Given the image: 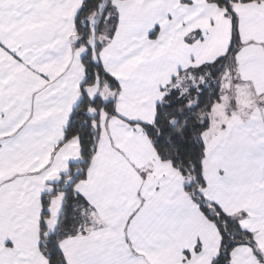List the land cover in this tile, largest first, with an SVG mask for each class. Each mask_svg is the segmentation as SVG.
<instances>
[{
    "label": "crops",
    "instance_id": "obj_1",
    "mask_svg": "<svg viewBox=\"0 0 264 264\" xmlns=\"http://www.w3.org/2000/svg\"><path fill=\"white\" fill-rule=\"evenodd\" d=\"M81 2L0 0V264H46L39 249L42 198L80 162L78 139L64 142V132L82 97L85 49L73 46ZM233 10L236 83L227 66L203 135V195L253 237L254 250L236 247L230 264H264V1ZM230 37L225 11L208 0L104 6L91 44L101 45L98 60L119 84L116 115L101 112L96 152L74 184L92 209V225L60 243L67 264H212L216 227L172 164L159 159L142 125L154 121L159 103L192 104L221 66ZM170 84L177 86L168 96ZM241 84L250 97L226 96ZM102 88L98 96L111 99ZM63 200V192L51 199L50 234Z\"/></svg>",
    "mask_w": 264,
    "mask_h": 264
},
{
    "label": "trees",
    "instance_id": "obj_2",
    "mask_svg": "<svg viewBox=\"0 0 264 264\" xmlns=\"http://www.w3.org/2000/svg\"><path fill=\"white\" fill-rule=\"evenodd\" d=\"M114 0H82L76 14L73 33L75 48H84L82 57L84 81L82 97L73 109L64 132V142L77 138L80 148V162L70 164L67 175L55 184L54 191L42 198L39 221V249L46 264H67L59 249L60 243L73 235L84 233L92 225V209L83 196L74 190V184L85 178L87 167L93 158L99 137V116L101 112L115 116V98L119 93L118 82L103 69L98 55L100 44L92 45L94 22L101 16L107 3ZM118 1V0H117ZM223 9L231 22L229 48L221 66L211 74V80L195 96L192 104L183 100L159 103L156 106L154 121L143 124L142 128L162 161H168L180 174L184 190L202 215L212 223L220 236L217 257L212 264H230L232 251L242 245L255 248L253 237L240 227L239 220L224 214L221 209L209 202L203 195L206 187L203 161L205 158L204 133L210 127V114L213 106L222 98V78L229 59L235 57L239 47L235 4L260 3L264 0H208ZM98 83L113 92L112 98L104 100L100 96L90 99L84 87ZM71 178V182L67 180ZM63 192L64 200L54 233H48L46 220L50 215L52 197ZM254 253L259 256L257 252Z\"/></svg>",
    "mask_w": 264,
    "mask_h": 264
},
{
    "label": "rangeland",
    "instance_id": "obj_3",
    "mask_svg": "<svg viewBox=\"0 0 264 264\" xmlns=\"http://www.w3.org/2000/svg\"><path fill=\"white\" fill-rule=\"evenodd\" d=\"M100 18V17H99ZM98 18V19H99ZM112 23V22H111ZM110 25V24H109ZM98 29H100V28H98ZM233 58H231V59H229V62H228V67H229V69L232 67V64H233ZM209 66H211L212 65V62H210L209 64H208ZM209 69H211V70H213V69H217L215 66H212V67H208ZM230 76L232 77V80L236 83V81H235V78H234V75L236 74V73H234L233 72V70L232 69H230ZM193 80H194V78H193ZM186 84H189L190 85V82L189 81H187V83ZM174 86H177V84H170L169 86H167L166 88H165V92H168V96H170L171 95V88L172 87H174ZM236 87H237V85H236ZM244 87V84H241V88H239V89H237V88H235V89H229L230 91H228V92H226L225 91V94H226V96L227 97H229V98H232V100L234 99V98H236V97H239V96H251V94H250V89H249V91H248V89H244L243 88ZM104 88V90L106 89V87H103ZM102 88V89H103ZM107 90V89H106ZM85 91H86V93H87V95H88V97L90 98V99H93V98H95L96 96H98V94L101 92V87L99 86V84L98 83H94L93 85H89V86H86V88H85ZM103 95V94H102ZM252 98H253V96H252ZM232 107H233V105H229V106H226V108L228 109V110H231L232 109Z\"/></svg>",
    "mask_w": 264,
    "mask_h": 264
}]
</instances>
